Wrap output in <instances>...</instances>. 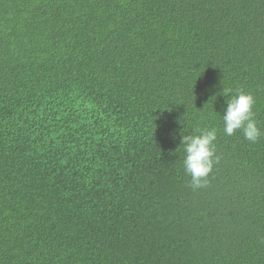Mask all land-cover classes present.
Wrapping results in <instances>:
<instances>
[{"label":"trees","instance_id":"trees-1","mask_svg":"<svg viewBox=\"0 0 264 264\" xmlns=\"http://www.w3.org/2000/svg\"><path fill=\"white\" fill-rule=\"evenodd\" d=\"M0 264H264V0H0Z\"/></svg>","mask_w":264,"mask_h":264},{"label":"clouds","instance_id":"clouds-1","mask_svg":"<svg viewBox=\"0 0 264 264\" xmlns=\"http://www.w3.org/2000/svg\"><path fill=\"white\" fill-rule=\"evenodd\" d=\"M255 98L250 93L238 92L230 101L226 102L222 119L224 132L234 134L243 130L245 139L255 143L261 136V130L254 119L253 106ZM216 130L201 131L198 135H185L181 137L186 153L183 165L187 174L191 176L193 188L206 185L207 178L212 172L213 165L218 162L215 156Z\"/></svg>","mask_w":264,"mask_h":264}]
</instances>
